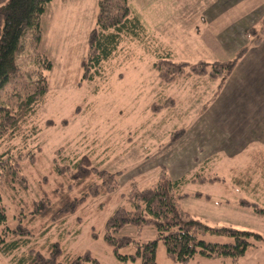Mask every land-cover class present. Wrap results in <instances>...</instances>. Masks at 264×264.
Listing matches in <instances>:
<instances>
[{"label":"rangeland","instance_id":"374dc122","mask_svg":"<svg viewBox=\"0 0 264 264\" xmlns=\"http://www.w3.org/2000/svg\"><path fill=\"white\" fill-rule=\"evenodd\" d=\"M98 1L54 0L42 18L43 34L38 51L52 61L53 67L45 73L49 91L34 120L38 134L33 141L30 139L29 154L21 162V172L28 185L24 199L29 203L39 199L40 189L49 188L45 178L54 186L57 180L52 171L54 162L64 167L69 161L84 157L93 167L123 173L119 178L121 187L109 201L89 199L75 215L37 230L32 236L33 243L45 247L48 242H59L65 254L72 256L88 251L99 264H139L118 260L104 240L106 221L117 207L128 206L123 196L128 182L138 178L142 185H149L156 180L160 166L177 179L200 171L202 166L198 163L216 156L205 173L216 172L223 182L188 185L184 192L200 191L210 195L211 200L190 197L182 201V207L208 226L232 227L260 235L263 240L255 242L252 238L254 245L240 263L264 264V100L254 99L251 106H242L247 121L255 125L259 141L246 148L247 143L242 147L232 146L234 134L217 127L219 112L225 110L221 105L224 96L221 91L233 81L230 79L235 71L226 80H212L208 73L184 75L168 83L160 78L154 66L168 57L167 52L172 62L200 67L203 63L211 66L233 60L244 49L242 46L236 51L245 39L237 26L228 35L230 44L225 52L190 50L214 37L201 25L199 12L208 7L209 11L229 12L231 6L242 0H219L211 6L217 0H162L158 14L155 9L159 6L155 2L161 0H131L129 6L144 24L148 36L143 41L125 37L116 55L104 63L101 76L90 81L84 79L83 62L88 56L90 33L97 23ZM253 1L250 10L253 21L260 20L264 17V0ZM156 15L172 16L168 22L174 26L171 29L157 26ZM260 27L261 22L256 30L260 31ZM32 57L31 36L27 35L19 59L23 72L30 70ZM186 70V73L190 71ZM15 85V90L12 85L0 92V103L12 102L16 100L14 94L22 93L18 90L20 85ZM214 121L216 127L212 125ZM175 133L181 136L173 141ZM247 134L241 133L237 139L244 140ZM101 201L104 206L99 208ZM14 214L13 207L9 206L11 226ZM125 236L140 243L157 240L151 227L139 232L135 226L127 225L117 234L118 238ZM206 239L228 241L222 236ZM133 250L132 245L124 246L119 253L124 256ZM20 254L22 250L9 257L0 253V264H11L12 258ZM199 259L190 264H198ZM219 261L213 262L222 263ZM156 264H176L168 257L162 242L157 243Z\"/></svg>","mask_w":264,"mask_h":264},{"label":"trees","instance_id":"16d2710c","mask_svg":"<svg viewBox=\"0 0 264 264\" xmlns=\"http://www.w3.org/2000/svg\"><path fill=\"white\" fill-rule=\"evenodd\" d=\"M53 1L6 0L0 4V92L12 85L15 90V83L20 85L18 90L22 92L14 94L16 100L0 103V253L9 257L22 250V254L12 258L11 264H99L88 251L76 256L65 254L59 242H48L45 247H38L33 243L32 236L48 224L60 223L75 215L89 199L103 198L104 202L109 201L120 189L119 178L123 173L93 167L87 157L69 161L64 165L66 168L54 162L52 171L57 178L54 186L51 187L49 179L45 178L49 188L40 189L41 197L30 203L24 199L28 185L21 172V162H25L29 154L30 139L33 141L38 134L34 120L49 91L45 73L53 67L52 61L38 51L43 34L42 18ZM130 1H98L97 23L90 33L88 56L83 62L85 80L92 81L101 76L104 63L116 55L125 37L143 41L148 36L144 24L131 10ZM260 22V31L256 27L247 31L252 46L259 45L264 38V18ZM27 35L31 36L33 57L30 70L23 72L19 59ZM246 52L245 48L231 61L216 62L211 66L203 63L201 67L187 62H172L171 54L167 52L168 57L162 58L154 66L160 78L168 83L184 75L208 73L212 80H226ZM186 68L190 69L188 73ZM180 136L175 133L173 141ZM214 157L198 163L202 166L200 171L177 179L172 178L164 166H160L156 180L151 184L142 185L138 178L128 182V189L123 195L128 206L117 207L105 223L104 240L112 247L118 260L156 264L157 243L162 242L168 257L176 264H190L197 257L236 264L254 245L252 238H255V242L263 240L252 232L208 226L182 207V201L190 197L211 200L210 195L200 191L184 192L188 185L223 182L220 174L205 173L209 170L207 165L214 164ZM103 201L99 208L104 206ZM9 206L15 211L12 226L8 218ZM127 225L135 226L139 232L151 227L156 232L157 240L140 243L128 236L118 238L117 234ZM207 236H222L228 241H209ZM129 245L134 247L133 252L121 255L119 249Z\"/></svg>","mask_w":264,"mask_h":264},{"label":"crops","instance_id":"0c3cea01","mask_svg":"<svg viewBox=\"0 0 264 264\" xmlns=\"http://www.w3.org/2000/svg\"><path fill=\"white\" fill-rule=\"evenodd\" d=\"M5 1L6 0H0V4L4 3ZM205 1L206 0H204V2ZM218 1L219 0L210 3L209 6L215 4ZM255 2L259 3L261 2V0L258 2L255 0ZM163 3L164 2L162 0L155 2V4L159 6L155 9V12L157 14L158 11H161ZM253 3V0L239 1L236 5L231 6L229 12L223 11L221 9H218L215 12L209 11L210 7L199 12L198 19L199 21H201V25L206 29V32L213 33L214 37L209 41L204 40L203 42H201V44L198 45L199 47H197L196 49L191 48L190 50H195V52L202 53L225 52L227 45L230 44L228 42V35L231 36L230 34L235 32V30L232 29L234 26H237V29H240V35H243V38H245L241 43V46L237 48L236 51H238L243 46L244 49H247V54H245L239 60L236 70L230 79V81H233H229L230 84H226V86L221 91L222 96L224 94L221 105L225 110L223 112H219L220 120L218 121L217 127L222 132H229L234 134L232 138L234 144H232V146L242 147V144L247 143L244 148L259 140H257L256 129L254 128L255 125L251 126L249 121H247L248 118L245 117V112L242 110V106L248 107V104L249 106H251L254 99L264 100V51L261 52V49H264V38L259 45L252 46L250 43V39L247 36V31L252 29L253 27H256L264 18L263 16H261L260 20L258 18L253 21V14L250 11L252 9L251 6ZM198 4L200 5L201 3ZM156 19L159 20V22L156 23L157 26L165 25V27L169 26L170 29L174 26V24L172 23L171 24L173 26H170L168 22V20L173 19L172 16H169L167 18L164 15H161V17L159 18L158 15H156ZM218 45H221V47L218 48ZM214 124H216V121L212 123L213 126H215ZM245 132H248V134L245 136L246 138L244 140H242L243 138L237 139L241 136V133ZM248 139H250V141ZM232 140H229V144H231L230 141ZM246 255L247 254H245L244 258L246 257ZM213 261L219 260L200 258L197 263L229 264L222 261H219L222 263H216ZM240 262L241 261L236 264H242ZM252 264H254V262H252Z\"/></svg>","mask_w":264,"mask_h":264}]
</instances>
